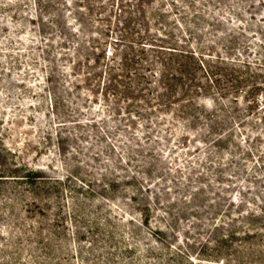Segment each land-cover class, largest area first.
Returning <instances> with one entry per match:
<instances>
[{"label": "rangeland", "instance_id": "obj_1", "mask_svg": "<svg viewBox=\"0 0 264 264\" xmlns=\"http://www.w3.org/2000/svg\"><path fill=\"white\" fill-rule=\"evenodd\" d=\"M0 264H264V0H0Z\"/></svg>", "mask_w": 264, "mask_h": 264}, {"label": "trees", "instance_id": "obj_2", "mask_svg": "<svg viewBox=\"0 0 264 264\" xmlns=\"http://www.w3.org/2000/svg\"><path fill=\"white\" fill-rule=\"evenodd\" d=\"M33 176H34V175H32V176L30 177V178H31V180H33V179H32V177H33ZM33 178H35V177H33Z\"/></svg>", "mask_w": 264, "mask_h": 264}]
</instances>
